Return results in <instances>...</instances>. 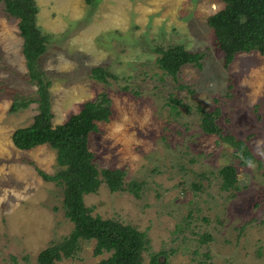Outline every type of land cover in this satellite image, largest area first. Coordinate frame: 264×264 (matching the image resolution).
<instances>
[{
    "label": "rangeland",
    "instance_id": "374dc122",
    "mask_svg": "<svg viewBox=\"0 0 264 264\" xmlns=\"http://www.w3.org/2000/svg\"><path fill=\"white\" fill-rule=\"evenodd\" d=\"M33 1L35 24L48 34L36 66L50 80L51 123L103 91L111 114L89 133L92 161L97 169L122 168L124 182L141 181L138 195L101 181L83 194L91 212L145 231L141 264L159 250L167 264H264V55L240 51L223 64L206 23L223 2ZM16 22L0 0V264H36V253L66 235L72 222L63 214L61 184L36 169L59 168L54 149L42 143L20 150L10 139L37 111L33 101L8 111L13 97H33L36 89ZM176 43L202 53V65L183 64L173 78L157 66L153 47ZM92 65L115 77H90ZM197 105L216 109L222 132L245 139L250 163L240 164L229 144L201 129ZM223 164L236 169L227 190L220 187ZM203 232L210 236L200 240ZM93 244L79 239L73 254L55 264H97L108 252L94 255Z\"/></svg>",
    "mask_w": 264,
    "mask_h": 264
},
{
    "label": "trees",
    "instance_id": "16d2710c",
    "mask_svg": "<svg viewBox=\"0 0 264 264\" xmlns=\"http://www.w3.org/2000/svg\"><path fill=\"white\" fill-rule=\"evenodd\" d=\"M90 2L91 0H85ZM222 6L206 17L216 45L223 57V64H228L240 51L255 50L264 55V0H221ZM5 13L17 18L18 35L21 37V53L29 77L36 86L35 95L28 98L13 97L8 106L12 112L25 107L29 102H36L37 111L31 121L17 126L10 132L13 145L21 150H28L37 144L46 143L55 151V162L59 168L47 173L38 167L37 172L45 180L61 184V206L63 214L72 222L70 231L57 240H50L35 256L36 264H55V260L73 254L79 239H93L94 255L107 251L108 255L100 258L97 264H141L142 251L147 248L148 238L144 230L133 224L121 222L110 217H102L91 212V206L83 202V194L95 191L102 181L110 190L125 189L138 195L141 181H123L124 170L120 167H102L97 169L92 161L93 153L88 148L90 131H96L98 121L109 120L111 109L106 93L99 92L94 98L81 102L75 112H70L62 121L51 123L49 90L50 80L38 66L37 59L45 49L47 33H42L35 24L37 7L33 0H3ZM155 61L164 72L175 78L180 66L191 63L201 67L202 53L191 51L182 44L155 45ZM90 77L105 82L115 74L102 65L89 68ZM181 86V85H180ZM173 104L178 98L171 97ZM200 112L199 124L206 133H214L219 140L231 146V154L240 164L250 163L254 157L245 139L235 137L229 132H222L216 122L217 110ZM257 165L260 161L256 159ZM29 163L33 161L28 160ZM220 187L223 190L234 187L236 169L232 164H223L218 168ZM209 234H199L200 240L209 238ZM162 254L164 258L159 260ZM166 251L152 252L150 264H167ZM13 257V256H11ZM74 264H86L76 262Z\"/></svg>",
    "mask_w": 264,
    "mask_h": 264
},
{
    "label": "crops",
    "instance_id": "0c3cea01",
    "mask_svg": "<svg viewBox=\"0 0 264 264\" xmlns=\"http://www.w3.org/2000/svg\"><path fill=\"white\" fill-rule=\"evenodd\" d=\"M37 7V6H36ZM36 13V12H35ZM51 109V108H50ZM51 111H52V109H51ZM59 122V121H58ZM54 124V123H53ZM46 144V143H45ZM45 144H42V145H45ZM37 145H40V144H37ZM37 145H35V146H37ZM48 146V145H47ZM33 148V147H32ZM31 149V148H30ZM21 150V149H20ZM54 157H55V155H54ZM43 214V213H42Z\"/></svg>",
    "mask_w": 264,
    "mask_h": 264
}]
</instances>
